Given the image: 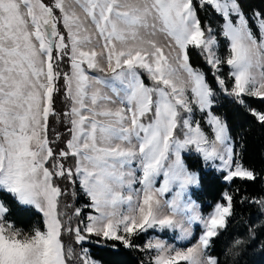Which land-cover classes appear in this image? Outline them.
<instances>
[{"label":"snow or ice","instance_id":"obj_1","mask_svg":"<svg viewBox=\"0 0 264 264\" xmlns=\"http://www.w3.org/2000/svg\"><path fill=\"white\" fill-rule=\"evenodd\" d=\"M206 8L218 27H202ZM190 48L210 73L191 64ZM222 95L264 126V107L250 103L264 105V10L243 0H0V264H102L85 245L106 242L144 253L140 264H224L214 245L235 214L233 194L203 214L184 155L227 182L258 178L216 111ZM50 120L65 129L51 139ZM61 180L88 198L75 225L61 210ZM245 200L264 213V196ZM30 210L42 226L25 231L13 216ZM193 224L201 231L190 246L137 243L150 230L189 240Z\"/></svg>","mask_w":264,"mask_h":264},{"label":"trees","instance_id":"obj_2","mask_svg":"<svg viewBox=\"0 0 264 264\" xmlns=\"http://www.w3.org/2000/svg\"><path fill=\"white\" fill-rule=\"evenodd\" d=\"M195 3L196 0H194ZM243 4L245 10L248 12L252 10H264V0H243ZM198 14L202 20V27L204 26V21L209 22L215 27L214 21L218 22L219 20L210 8L199 11ZM220 43H224L223 39H221ZM219 52L222 55L225 53L223 45H221ZM189 55L190 62L194 67L210 73V66L206 64V61L197 49L190 48ZM225 69L227 70L226 67ZM144 78L145 83H149L147 77L145 76ZM207 78L212 80L210 74ZM218 99L219 104L216 111L228 122L231 135L234 137V148L237 157L245 167L254 169L258 178L255 181L235 179L232 182L226 183L223 180V172H217L212 168L206 167L198 154H185V160L189 168L199 173V185L193 191V197L199 202L202 211L207 212L215 202L222 199L224 190L233 194L235 214L230 218L227 229L216 238L214 250L218 254H224L221 257L224 264H264V249L258 243L264 241V213L256 205L249 204L247 200L240 203L242 197L250 199L252 197L264 196V178H262L264 177V126L256 122L241 106L233 103L231 98L222 95ZM61 100H58L56 105L58 110L64 107ZM250 103L258 108L264 107L256 98H251ZM64 131L63 125L50 120V139L53 138L55 132ZM59 146L62 145H57V147ZM60 186L62 189L65 187L69 189L68 195L61 197V210L66 211L69 216H72L70 223L75 225L79 218L72 214L76 208H81L87 204L88 198L80 192L78 185L76 186L77 195L75 198L71 195V185L61 180ZM65 203L71 207L63 208ZM88 211L87 208H84L81 218ZM13 220L17 227L25 231H30L34 226H42V216L35 210L17 212L13 216ZM252 226H255L253 227V231L256 234V240H252L249 236V228ZM152 232L150 230L149 233L141 235L137 243L143 244L146 237ZM237 239L242 240L243 243L235 245L234 242ZM65 241L78 248L72 235H67ZM111 244H117L118 249H113L110 246ZM106 245L98 246L95 243H89L85 246L90 249L95 259L102 261V264H140L142 260L146 259L144 253L136 249L125 248L119 245V242H106ZM230 248L233 252L238 251L240 254L233 256L228 252Z\"/></svg>","mask_w":264,"mask_h":264},{"label":"rangeland","instance_id":"obj_3","mask_svg":"<svg viewBox=\"0 0 264 264\" xmlns=\"http://www.w3.org/2000/svg\"><path fill=\"white\" fill-rule=\"evenodd\" d=\"M214 23H215V27H218V23H217V21H214ZM221 45H223L224 46V43H222ZM225 47V46H224ZM198 50V49H197ZM198 52L200 53V51L198 50ZM218 54L219 55H221V56H224V55H226L227 53H226V50H225V53L222 55L220 52H218ZM225 67L227 68V70L229 71V68H228V66H226V65H223L222 66V74H227L228 73V71L225 69ZM146 76V75H145ZM148 82L149 83H146V84H150L151 82L148 80ZM194 118L195 119H200V114L199 113H195L194 114ZM202 126H204L205 127V129L207 130V126L206 125H203V122H202ZM185 154H189V153H185ZM184 154V155H185ZM196 154V153H195ZM206 166V165H205ZM206 167H208V168H212L213 170H215V171H217L215 168H213V167H211V165L209 164V165H207ZM191 170V169H190ZM193 171V170H192ZM195 172H197V171H195ZM217 172H220V171H217ZM198 173V172H197ZM224 174V173H223ZM224 176V175H223ZM223 180L226 182V183H228L224 178H223ZM159 186V185H158ZM196 188H198V186H191L190 187V189H189V192H190V194H191V198H192V200H194V201H196L195 200V198L193 197V191L196 189ZM225 191H227V190H224V192ZM223 192V193H224ZM222 193V194H223ZM170 196H171V193H168V194H166L165 195V199H168V198H170ZM197 202V201H196ZM217 202H224L223 201V199H220L219 201H217ZM198 204H199V202H197ZM216 203V202H215ZM214 203V204H215ZM213 204V205H214ZM200 205V204H199ZM201 212L203 213V214H206L207 212H203L202 211V209H201ZM191 231H192V237L189 239V240H186V241H181V240H177V239H175V237L176 236H178V233H172V232H168V231H165V232H163V233H159V232H152L151 234H149L147 237H146V240L147 239H149V238H161V239H164V240H167L169 243H175L176 245H177V247H186V246H190V245H192V244H194L195 242H196V240H197V238H198V235L200 234V231H201V229H200V227H199V225H197V224H193L192 225V227H191ZM156 233H158V234H156ZM161 234V235H160Z\"/></svg>","mask_w":264,"mask_h":264}]
</instances>
